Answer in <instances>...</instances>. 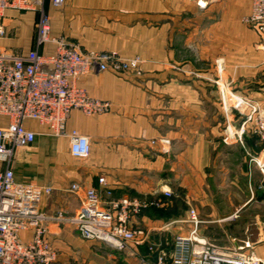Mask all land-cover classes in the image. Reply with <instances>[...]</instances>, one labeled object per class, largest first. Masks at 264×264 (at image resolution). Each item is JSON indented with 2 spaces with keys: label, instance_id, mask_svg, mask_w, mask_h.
<instances>
[{
  "label": "crops",
  "instance_id": "0c3cea01",
  "mask_svg": "<svg viewBox=\"0 0 264 264\" xmlns=\"http://www.w3.org/2000/svg\"><path fill=\"white\" fill-rule=\"evenodd\" d=\"M252 1L66 0L60 9L47 4L54 36L83 50L139 56L143 63L138 74L103 72L78 81L91 97L112 104L109 114L73 111L67 121L68 132L89 138L88 158L74 157L67 137H52L47 127L26 122L37 137L30 149L18 151L15 176L19 183L52 187L42 199L44 213H77L85 189L98 188L104 176L116 198L165 202L134 220L133 227L159 239L168 255L176 236L192 230L195 210L200 237L220 249L250 243L244 251L264 261V174L253 161H264V144L253 133L243 143L224 141L220 93L229 85L264 108V39L244 22ZM36 21V13L8 9L0 44L27 54L35 46ZM42 50L54 53L55 46ZM7 124L0 116V127ZM163 137L171 140L169 152L151 144ZM75 183L83 187L78 194L70 192ZM48 236L58 264H157L144 261L148 243L133 247L135 252H117L82 239L70 225L56 224L49 225Z\"/></svg>",
  "mask_w": 264,
  "mask_h": 264
},
{
  "label": "built area",
  "instance_id": "2783aa9c",
  "mask_svg": "<svg viewBox=\"0 0 264 264\" xmlns=\"http://www.w3.org/2000/svg\"><path fill=\"white\" fill-rule=\"evenodd\" d=\"M65 2L0 0V40L6 37L2 19L8 9L37 14L35 46L30 52L16 55L0 44V116L8 119V124L0 127V264H58L59 253L48 236L50 224L70 225L84 240L101 242L117 252L148 243V252L156 255L157 264H164L168 258L172 264H264L254 251H244L252 248L250 243H244L238 250L220 249L200 237L202 221L195 210L190 211L192 230L186 236H176L168 255L161 242L149 243L148 236L133 227L134 220L150 209L161 208L163 203L134 196L116 198L104 176L99 177L98 188L85 189L81 207L72 215L63 211L47 214L41 210L42 199L51 194L52 187L17 182L14 168L17 153L30 149L37 137L27 121L47 127L52 137H67L72 155L86 159L91 150L89 138L76 130L68 132L67 121L73 111L86 116L109 114L112 104L91 97L78 86V81L103 72L138 74L143 63L139 56L124 59L112 51L83 50L65 37L54 36L47 4L60 9ZM244 22L264 39V0L252 1L251 12ZM48 44L55 46L54 53L42 50ZM221 72L219 68L220 79ZM220 93L224 141L243 143L245 136L253 133L264 144V108L257 101L238 95L229 85H223ZM151 144L169 152L171 140L163 137ZM253 161L264 174V161ZM82 190L77 183L70 187L75 194ZM163 193L172 196L171 191ZM25 233H30L29 239L23 238Z\"/></svg>",
  "mask_w": 264,
  "mask_h": 264
},
{
  "label": "rangeland",
  "instance_id": "374dc122",
  "mask_svg": "<svg viewBox=\"0 0 264 264\" xmlns=\"http://www.w3.org/2000/svg\"><path fill=\"white\" fill-rule=\"evenodd\" d=\"M249 26V25H248ZM250 27V26H249ZM251 28V27H250ZM252 29V28H251ZM142 67V66H141ZM219 71V70H218ZM219 73V72H218ZM148 199H150V198H148ZM151 199H159V198H151ZM162 203H163V206L165 205V202L163 201V200H161V199H159ZM162 206V207H163ZM142 231V230H141ZM144 233V232H143ZM146 236H148L149 238V243H158V242H161L159 239H153V238H151L150 237V235H147L146 233H144ZM83 239V238H82ZM149 246V244L147 245V249L149 248L148 247ZM138 249H139V247H138ZM132 250L133 249H130V251L132 252ZM134 251V250H133ZM96 252V251H95ZM96 253H99V252H96ZM155 255V254H154ZM150 256V255H149ZM169 257V256H168Z\"/></svg>",
  "mask_w": 264,
  "mask_h": 264
},
{
  "label": "trees",
  "instance_id": "16d2710c",
  "mask_svg": "<svg viewBox=\"0 0 264 264\" xmlns=\"http://www.w3.org/2000/svg\"><path fill=\"white\" fill-rule=\"evenodd\" d=\"M162 208V207H161ZM161 208H159V209H155V208H153L154 210H156V211H159ZM161 214V213H160ZM147 255H150V253L148 252V254ZM150 258L151 259H156V255H150ZM149 258V259H150Z\"/></svg>",
  "mask_w": 264,
  "mask_h": 264
}]
</instances>
